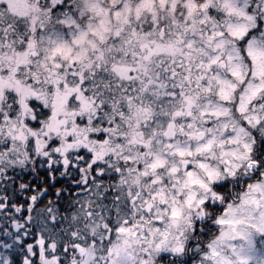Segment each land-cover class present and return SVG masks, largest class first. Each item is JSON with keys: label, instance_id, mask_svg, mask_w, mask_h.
Instances as JSON below:
<instances>
[{"label": "clouds", "instance_id": "9594fccd", "mask_svg": "<svg viewBox=\"0 0 264 264\" xmlns=\"http://www.w3.org/2000/svg\"><path fill=\"white\" fill-rule=\"evenodd\" d=\"M264 0H0V264H264Z\"/></svg>", "mask_w": 264, "mask_h": 264}, {"label": "snow or ice", "instance_id": "6c2138e0", "mask_svg": "<svg viewBox=\"0 0 264 264\" xmlns=\"http://www.w3.org/2000/svg\"><path fill=\"white\" fill-rule=\"evenodd\" d=\"M262 148H264V146H262Z\"/></svg>", "mask_w": 264, "mask_h": 264}]
</instances>
